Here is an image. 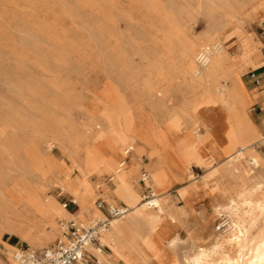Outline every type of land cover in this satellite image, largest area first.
I'll list each match as a JSON object with an SVG mask.
<instances>
[{"label": "rangeland", "instance_id": "obj_1", "mask_svg": "<svg viewBox=\"0 0 264 264\" xmlns=\"http://www.w3.org/2000/svg\"><path fill=\"white\" fill-rule=\"evenodd\" d=\"M225 2L238 11L239 25L224 14L221 5ZM260 3L264 4V0H248L247 6L242 5V0H0V181L9 187L28 179L43 185L48 204L61 214V205L75 201L64 178L69 177L74 187L78 186L76 181H81L85 172L79 162L84 158L83 149L92 144L98 130L96 123L105 124V136L114 140L123 134L125 115H139V121L151 119L158 125L168 120L171 110L178 113L176 117L185 132L204 134L203 124H194V95L184 80L173 81L170 101H162L156 94L166 84L158 74L182 68L185 45L209 32L212 13L222 26L218 40L228 49L242 87L251 92L255 87L250 75L252 67L246 66L238 49L251 43L255 46V40L263 36L264 30L257 25L264 22ZM254 56L252 53L249 58ZM255 107L249 104L246 110L257 125L262 112ZM205 116L197 115L214 121L210 115ZM261 133L264 135V130ZM129 146L132 143L127 139L118 142L122 152ZM257 153L264 158L263 147L256 148L254 155ZM133 156L134 152L130 157ZM133 159H141L149 174L154 162H163L151 157L149 150ZM190 164L188 173L192 176L169 191L172 206L186 208L179 225H174L166 238L177 235V243L167 249L165 257L156 249L146 251L143 264L184 263L185 255H192L198 245L211 253L215 242L223 241L229 230L230 219L214 212L209 189L193 195L188 205L180 195L179 190L190 182L202 189L208 175L209 168ZM51 165L61 171V180L50 173ZM135 167L129 184L139 192L140 205H144V196L153 191L145 185L140 190L141 167ZM110 177L103 170L91 177L98 189L96 196L85 197L86 215H92L89 211L96 209L98 200L127 205L123 199L117 197L113 202L107 195L106 189L114 187ZM2 209L0 206V226ZM80 212L79 208L76 213ZM140 215L138 212L126 219L138 232L142 230ZM60 218L57 224L61 229L64 220ZM263 228L260 223L253 236L258 237ZM57 240L36 251H43ZM7 244L14 247L12 251L31 248L5 232L0 240L3 264H12ZM224 248L233 251L232 246ZM113 252L111 258L123 264Z\"/></svg>", "mask_w": 264, "mask_h": 264}, {"label": "bare ground", "instance_id": "obj_2", "mask_svg": "<svg viewBox=\"0 0 264 264\" xmlns=\"http://www.w3.org/2000/svg\"><path fill=\"white\" fill-rule=\"evenodd\" d=\"M242 5L247 6L248 0H242ZM259 7L264 8V4L260 3ZM259 7L251 11L252 15ZM221 9L229 20H235L239 25L236 19L238 11L230 8L226 2L222 3ZM221 34L222 26L210 13L209 32L185 45L181 54L182 68L176 67L171 72L158 74L160 81L166 84L156 94L162 101H170L173 81L184 80L194 95V124L202 123L204 134L185 132L176 117L178 113L171 110L168 120L158 125L151 119L139 121V115H125L123 134L114 140L105 136L106 125L98 122L92 144L82 148L84 158L79 164L85 174L81 175L80 182L76 181L78 186L74 187L69 177L64 178L79 208L84 210L86 195H97L98 187L91 177L102 170L111 174L114 187L106 189L107 195L114 200L117 197L123 199L130 212L114 220L101 239L106 242V237L123 264H143L145 252L151 249L158 250L165 257L167 249L176 245L177 235L166 238L171 228L179 225L186 208H174L169 191L192 176L188 173L191 162L209 168L208 175L203 179L202 189L195 182H190V185L179 190L180 195L188 205L193 195L209 189L214 212L227 216L230 225L223 241L215 242L211 253L198 245L192 255H185L184 263L175 261L171 264H264V228L258 237L253 236V230L260 223L264 225V158L254 155L256 148H264V135L247 113L246 107L250 102L228 49L218 40ZM255 44L256 48L261 45ZM251 46L252 43L240 49L242 57ZM229 64L232 65L227 68ZM200 113L203 116L206 114L205 118L210 115L214 121L197 117ZM126 139L132 143L133 152L138 156L149 150L151 157L163 160L162 163L154 162L150 172V184L157 196L156 208L140 205L139 192L129 184V175L136 171L133 163L139 167L142 165L141 159L136 161L133 158L123 165L127 155L126 151L119 149L118 142ZM49 171L55 179H62L59 176L61 171L55 165H51ZM42 178H45L44 175ZM211 183L214 184L212 188ZM44 192L43 185L35 184L30 179L13 187H9L4 180L0 181V206L3 208L0 240L6 232L40 251L62 236L57 224L62 214L48 204ZM138 212L141 213L140 232L126 221L127 217ZM81 218L85 219L83 216ZM224 245L232 246L233 251H226ZM6 246L9 251L7 256L12 261L11 254L15 249L12 251V245ZM214 255L218 259H213ZM102 258L107 260V264H120L111 257ZM0 264L3 263L0 261Z\"/></svg>", "mask_w": 264, "mask_h": 264}, {"label": "built area", "instance_id": "obj_3", "mask_svg": "<svg viewBox=\"0 0 264 264\" xmlns=\"http://www.w3.org/2000/svg\"><path fill=\"white\" fill-rule=\"evenodd\" d=\"M253 79L254 73H250ZM133 152L132 146L126 149V155ZM127 159L125 160V165ZM122 165V166H123ZM150 175L142 170L140 182L147 184ZM157 196L153 192L145 195L144 204L156 208ZM65 207L67 204L64 205ZM96 208L102 213V217H94L88 221L72 220L61 223L62 236L51 246L41 252L30 247H18L11 254L12 264H80L87 260L90 247H95L101 253L103 245L102 234L107 231L111 223L129 214L130 209L125 206L107 204L102 200L96 202Z\"/></svg>", "mask_w": 264, "mask_h": 264}, {"label": "crops", "instance_id": "obj_4", "mask_svg": "<svg viewBox=\"0 0 264 264\" xmlns=\"http://www.w3.org/2000/svg\"><path fill=\"white\" fill-rule=\"evenodd\" d=\"M257 25L261 29L264 30V22L258 23ZM252 40L254 41V39H252ZM255 41H257L255 43L261 44L260 47L256 48V46H251V48L246 52L245 56H243V61L246 64V66L248 68L252 67V71H250V73H254L256 75V78L253 79V81L255 83V87L252 89L251 92H247L246 90L245 91L247 93V96H248V99L250 102L249 104L255 105L256 106L255 110L262 112V117L260 119H257V122H258L257 126L259 127L260 130H264V112H263L264 111V33H263V36L261 37V39H256ZM241 48L242 47H239L238 52L240 51ZM252 53L255 54L254 59L249 58ZM252 62L254 64H250ZM259 147H261V146H259ZM130 155L126 157V159H127L126 163H129L132 158H136V154L132 158L130 157ZM257 156L263 157L260 153H257ZM142 164H143V162H142ZM133 166L135 167L134 163H133ZM143 169L147 171V169L143 165V167H141V169H140V176H141V172ZM111 179L112 178L110 177V179H109L110 183L113 182V179L112 180ZM151 182H152V179L150 176L146 185L142 184L140 181L138 183L141 186V190L144 187L146 189L148 187H150L152 189V191L155 193V190L152 188ZM133 189H134V187H133ZM109 200H111V199H109ZM102 201H104V200H102ZM111 201L116 202V200L115 201L111 200ZM64 205H61L63 207V211H61V214L64 215L65 218L60 219V220H64V221H72V220L88 221L91 218L99 216L98 213L102 215V213L97 208L93 209V211H89V212H91L92 215H88V214L86 215L85 214V212L88 211L87 209H85L83 211L80 209L81 212L76 213L77 210L79 211V207H78L76 201H74L73 204L67 205L66 207ZM122 206L129 208L125 204H122ZM81 216L85 217L86 219L82 220ZM101 242L103 245V251L101 253H99L94 246L90 247L88 249V253H87V260L85 262H83V264H107V260H105L102 257H107V259H108L109 257H111L113 255L114 252H113L111 244H109L107 241L105 242L103 239H101ZM110 252H112V254H110ZM80 264H82V263H80Z\"/></svg>", "mask_w": 264, "mask_h": 264}]
</instances>
